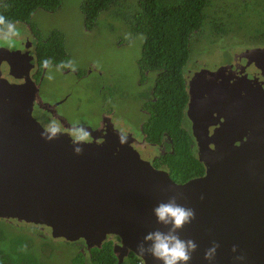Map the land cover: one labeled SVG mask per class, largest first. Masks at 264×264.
Masks as SVG:
<instances>
[{
	"label": "water",
	"instance_id": "95a60500",
	"mask_svg": "<svg viewBox=\"0 0 264 264\" xmlns=\"http://www.w3.org/2000/svg\"><path fill=\"white\" fill-rule=\"evenodd\" d=\"M234 58L245 60L243 65L236 61L239 71L253 65L264 75V47L247 48ZM31 60L28 53L0 46V218L46 226L53 238L82 239L88 250L117 236L118 264L129 252L143 264H164L151 253L157 233L175 237L186 250L189 242L195 245L190 259L176 264H264L262 83L246 73L234 78L231 63L194 72L186 115L205 171L176 182L141 158L132 136L115 129L108 117L102 140L96 141L101 128L72 126L50 110L61 101L40 99L28 73ZM4 64L14 76L17 66H26L22 82L4 77ZM35 102L93 139L44 128L33 116ZM162 204L192 215L174 228L171 220L157 217L155 209Z\"/></svg>",
	"mask_w": 264,
	"mask_h": 264
},
{
	"label": "trees",
	"instance_id": "16d2710c",
	"mask_svg": "<svg viewBox=\"0 0 264 264\" xmlns=\"http://www.w3.org/2000/svg\"><path fill=\"white\" fill-rule=\"evenodd\" d=\"M59 5L60 0H3L0 15L11 23H30L29 18L37 8L52 11ZM108 8L121 13L133 33L143 35L137 68L140 80L141 77L153 80V93L144 104L149 110L143 125L147 140L160 141L164 131L171 137L173 153L161 156V159H168L171 178L186 181L196 174L200 176L204 166L190 147L191 136L184 122L185 73L188 72L186 65L191 46L199 36L211 45L223 37H231L240 39V43L246 42L244 45L249 48L264 47V0H82L80 9L85 26L90 28L99 12ZM35 43L36 76L45 60L48 64L67 68L69 56L61 31L52 30L46 38H39ZM145 91L141 94H149ZM0 219L11 224L23 223ZM24 224L28 225L30 233L17 232L12 236L0 233V264H49L43 250L54 254L58 250L44 247L35 238H51L46 233L50 228L44 226L46 232H43L39 225ZM55 239L70 244L74 264H118L111 238L104 240L100 247L86 250L87 253L79 250L80 246L74 242ZM137 258L129 252L125 263L120 264H134Z\"/></svg>",
	"mask_w": 264,
	"mask_h": 264
},
{
	"label": "rangeland",
	"instance_id": "374dc122",
	"mask_svg": "<svg viewBox=\"0 0 264 264\" xmlns=\"http://www.w3.org/2000/svg\"><path fill=\"white\" fill-rule=\"evenodd\" d=\"M81 1L60 0V5L52 11L37 8L29 18L30 23L13 22L19 35L10 36L8 40L0 38V46L17 49L21 48V41L26 40L30 42L28 48L31 51L39 38H46L52 30L61 31L69 64L67 68L47 65L42 76H38L40 99L52 104L61 101L56 104L58 111L64 113L72 122L92 126L104 115L109 118L115 129L124 135H131L128 133L131 131L134 133L132 135L141 141L140 125H144V120L149 114L142 112L145 107L141 108L143 103L140 94L142 90L150 92L153 85L152 79L150 84L149 79L144 80L141 77L140 80L137 68L143 35L133 33L128 23L123 20L122 14L114 8L100 11L92 26L86 27L80 9ZM240 42V39L223 37L211 45L203 37H196L190 49L187 71L190 74L200 68L215 69L231 62L234 53L249 48L244 45L246 42ZM62 70L65 72L62 73ZM33 114L36 116L35 112ZM143 145L147 148L143 149ZM154 147L139 143L136 150L142 158L144 154L150 155L152 151L158 153L163 150L162 147H159V150ZM166 150H169V147H166ZM20 224H11L0 219V233L10 236L17 232L30 233L28 225L24 222ZM43 230L50 234V230ZM35 239L46 248L54 247L58 250L56 254L43 250L49 264H74V253L69 243L46 236ZM70 242L80 246L79 250L82 249L81 244L84 245L80 240Z\"/></svg>",
	"mask_w": 264,
	"mask_h": 264
},
{
	"label": "flooded vegetation",
	"instance_id": "af4514ba",
	"mask_svg": "<svg viewBox=\"0 0 264 264\" xmlns=\"http://www.w3.org/2000/svg\"><path fill=\"white\" fill-rule=\"evenodd\" d=\"M21 44H22L21 45V48H17V49H19L23 54L28 53L29 55L32 56L31 62L34 64V66H33V68H31L28 71V73H29L30 77L35 81V83L38 84V82L40 80V77L42 76V74L45 71V69H46L47 66H43L44 64H42V66L40 68V72H39L40 77L38 79V76L39 75H37L38 81H36L37 80L36 79V73L38 72V67L36 66L37 65V62H36V58H35V48L33 50H31V51H33V52H31L30 51V48H28V46L30 45V42L29 41H26V40L25 41L22 40L21 41ZM14 49H15V47H14ZM236 61L239 62L241 65H243L245 63V60L244 59H242L241 61H239V60L233 58V60L231 62H229V63L233 64L232 69L235 68ZM229 63H227V64H229ZM25 67L26 66H23V65L17 66V74H15V76H14V75L9 74V72H8L9 70H8V68L4 64L2 66V74L9 81L20 83V82H22V79L25 76ZM66 71H68V70H66ZM64 72H65V70H62V73H64ZM194 72L193 73H190V74L188 72V75H186V79H185L186 93H187V101H186V105H185V109H184L185 116H186L185 119H184V122H185L186 126L188 127V131H189L190 136H191V144H190V147L192 149H194L195 150V153L197 154V142H196L195 137L192 134V129H191L192 122L190 121V119L186 115V109H187L188 103L190 101V95H189V92H188L189 91L188 90L189 89V80L192 77V75L194 74ZM245 73L248 75L247 77L254 76L253 78H256L255 80L258 81V82H260V83H262V85L264 87V75L262 74V72L260 71V69H258L256 67L254 68L253 65L248 66L244 71L243 70L242 71H239V68H235L234 71L232 72V75H233L234 78H236V77H239V76H243ZM76 74H77V71H76ZM20 77H22V78H20ZM148 79H149L148 84H150L151 78H148ZM233 79H230V80H233ZM142 91H144V90H142ZM145 92H148V91H145ZM152 93H153V85H151V91L149 92V94H146V95L140 94L141 95V99H142V103H143L142 106H141L142 109H143V107H145L144 104H145L146 100L149 98V95L152 94ZM139 99H140V97H139ZM153 100H155V98H153ZM49 104H52V103H49ZM48 108L50 110L52 108L53 111L57 112L63 118V120L65 119L72 126H76L78 124H85L86 125V123H82V122H72V121H70L66 116H64V113H61L60 111H58L57 106L54 107V108L52 106H48ZM144 111H142V112L145 113V114H147V115L149 114V110L147 108H144ZM33 112H35V114H36V116L34 114H33V116L46 129L57 130V131H61V132H67L73 139H80V140H83V141H91L93 139V137L90 134L86 133L84 131V129H81V128L72 129V128L66 127L64 124H62L60 122V119H58L57 117H55V116L52 115V111L49 112V110H47V109L40 108V106L37 105V102L34 103ZM104 117H105L104 115H101V117L98 120V122L97 123H94V125L91 126L93 129L101 128V130L98 133H96V135L99 134L98 137H96V141H101L102 140V138H101L100 135H102L104 133L105 127L108 124V121L106 119L104 120ZM208 118L209 119H212L210 116ZM208 118H206L204 122L208 121ZM220 120H222V119H220ZM177 124L179 125V120H178ZM218 125H219L218 122L216 124L210 125L209 126V134H212L214 128L217 127ZM140 132H141V135H142V140L141 141L140 140H137L136 137L133 136L134 135L133 132H131V131L128 132V133H131V135L133 134L132 135L133 136V139L131 140V145L135 149H137V145L139 143H147L148 145H153V146H155L154 149H156V150H159V147H162L163 150L160 151V152H158V153H154V151H152L150 153V155L149 154H144V158L143 159L149 161L152 164V166H154L155 168H157V169H163V170H166L167 172L170 173V170H169V167H168V163H167V160L168 159L167 158L161 159V156L164 155V154H166L167 152L173 153L174 144H173V141L170 138V136L164 131L163 132V134H164L163 139L164 140L161 141V142L160 141L154 142V141H149V140L146 139V135H145V131L143 129V125H140ZM166 147H169V150H166ZM146 148H147V146H144L143 145V149H146ZM140 157H141V155H140ZM204 171H205V169L203 170V173L200 174V176L204 174ZM196 176H198V175L196 174L193 177H196ZM193 177H190V178H193ZM190 178H188V179H190ZM188 179H186V180H188ZM174 180L176 182H184V180H178L177 178H174ZM39 227L41 229H43V227H41V226H39ZM110 238L113 239V245H114V243L119 242V239L116 236H110L109 239ZM80 241H82V240H80ZM81 246H83V245L81 244ZM128 255H129V253L124 256L123 263H125L124 261H125V259H127Z\"/></svg>",
	"mask_w": 264,
	"mask_h": 264
},
{
	"label": "clouds",
	"instance_id": "9594fccd",
	"mask_svg": "<svg viewBox=\"0 0 264 264\" xmlns=\"http://www.w3.org/2000/svg\"><path fill=\"white\" fill-rule=\"evenodd\" d=\"M18 35L19 31L16 29L15 25L11 22L6 21L5 17L0 15V38L8 40L10 36L15 37ZM43 64L44 66H47L48 61L45 60ZM163 140L164 139L162 138L160 142ZM168 174L170 175L169 172ZM155 213L161 221L167 222V220H171L174 228L182 227L187 222L188 218L192 215L191 211H185L182 207L174 206L173 204H162L155 209ZM109 237L110 236H108L107 239H109ZM147 239H153V237L149 236L147 237ZM154 240L155 243L151 249V253L155 258L164 260V264H176L177 261H188L190 259L189 251L195 248V245L189 242V250H186L185 245L179 240H177L175 237L161 236L158 233L155 235ZM81 248V251H83L84 248L85 252L88 251L85 245L81 246ZM139 251L141 253L144 252L142 248H139ZM140 260L142 259L138 257L134 264H137V262Z\"/></svg>",
	"mask_w": 264,
	"mask_h": 264
},
{
	"label": "built area",
	"instance_id": "2783aa9c",
	"mask_svg": "<svg viewBox=\"0 0 264 264\" xmlns=\"http://www.w3.org/2000/svg\"><path fill=\"white\" fill-rule=\"evenodd\" d=\"M137 264H143V263H142V260L138 261Z\"/></svg>",
	"mask_w": 264,
	"mask_h": 264
}]
</instances>
